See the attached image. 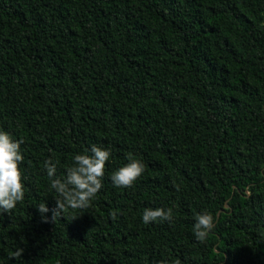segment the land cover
I'll return each mask as SVG.
<instances>
[{
    "label": "trees",
    "instance_id": "16d2710c",
    "mask_svg": "<svg viewBox=\"0 0 264 264\" xmlns=\"http://www.w3.org/2000/svg\"><path fill=\"white\" fill-rule=\"evenodd\" d=\"M0 131L25 190L0 212V264H264V0H0ZM93 145L102 189L54 220L44 162L64 176ZM129 153L145 170L115 187Z\"/></svg>",
    "mask_w": 264,
    "mask_h": 264
},
{
    "label": "clouds",
    "instance_id": "9594fccd",
    "mask_svg": "<svg viewBox=\"0 0 264 264\" xmlns=\"http://www.w3.org/2000/svg\"><path fill=\"white\" fill-rule=\"evenodd\" d=\"M22 141L14 140L5 131H0V212L11 213L19 202L25 198L23 173L20 165L24 157L21 153ZM91 155L76 154L73 157V164L66 169V175H57L58 161L51 158L44 162L50 189L55 190L56 211L53 219L65 212L67 209H86L90 207L92 200L102 189V180L105 176L106 162L109 161L110 151L100 146L91 147ZM128 163L114 171L110 179L115 187L131 188L140 178L145 170V165L140 159L134 158L133 154L127 156ZM177 190L179 186L177 185ZM38 210L40 213H48L49 208L42 201ZM117 213L113 212L111 218L116 219ZM193 234L197 241L203 242L214 227L213 216L207 212L198 213L194 217ZM145 224L155 221L171 222L173 220V209L167 208H146L142 215ZM47 222V219H45ZM23 249L17 248L11 259H19L23 255Z\"/></svg>",
    "mask_w": 264,
    "mask_h": 264
}]
</instances>
